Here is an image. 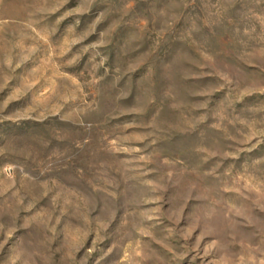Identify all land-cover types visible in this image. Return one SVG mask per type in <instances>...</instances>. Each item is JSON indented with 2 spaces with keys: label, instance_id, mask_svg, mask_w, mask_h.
Instances as JSON below:
<instances>
[{
  "label": "rangeland",
  "instance_id": "374dc122",
  "mask_svg": "<svg viewBox=\"0 0 264 264\" xmlns=\"http://www.w3.org/2000/svg\"><path fill=\"white\" fill-rule=\"evenodd\" d=\"M0 264H264V0H0Z\"/></svg>",
  "mask_w": 264,
  "mask_h": 264
}]
</instances>
